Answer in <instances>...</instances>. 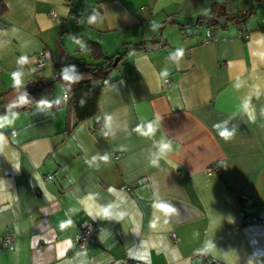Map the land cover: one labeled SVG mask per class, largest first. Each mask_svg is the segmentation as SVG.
Returning <instances> with one entry per match:
<instances>
[{"label": "crops", "instance_id": "0c3cea01", "mask_svg": "<svg viewBox=\"0 0 264 264\" xmlns=\"http://www.w3.org/2000/svg\"><path fill=\"white\" fill-rule=\"evenodd\" d=\"M212 6L247 16L208 37ZM88 42L118 58L92 118L62 79L16 110ZM1 110L0 264H264V0H0Z\"/></svg>", "mask_w": 264, "mask_h": 264}, {"label": "trees", "instance_id": "16d2710c", "mask_svg": "<svg viewBox=\"0 0 264 264\" xmlns=\"http://www.w3.org/2000/svg\"><path fill=\"white\" fill-rule=\"evenodd\" d=\"M247 14L238 15L226 13L223 8L212 6V10L209 16H206L209 29L215 31L216 28L226 27L228 22L241 23ZM202 16L199 21L202 20ZM142 44H134L133 49H142ZM88 48L92 52L93 63H82L76 66L74 82H70L62 75V71L58 70L59 61H55V67L57 73L55 78H36L28 83L30 90L24 95L27 97L25 103L22 99L16 110H21L30 103L38 100L43 96L44 92L54 86L56 79H62L67 84V98H68V110L70 114L75 118V122H80L89 118H92L97 110V100L100 93V86H94L95 80H104L103 85L106 84L105 78L113 69V57H104L101 54L98 46L94 42H88ZM123 54H120L121 57ZM6 110H1L0 113Z\"/></svg>", "mask_w": 264, "mask_h": 264}, {"label": "built area", "instance_id": "2783aa9c", "mask_svg": "<svg viewBox=\"0 0 264 264\" xmlns=\"http://www.w3.org/2000/svg\"><path fill=\"white\" fill-rule=\"evenodd\" d=\"M212 35H213V31L210 30L208 32L207 36L212 37ZM238 37L240 39L244 40L248 37V34L243 32V31H239ZM35 62H36L37 67H39V68L46 66L48 63V57L46 56L45 52H41V53L37 54L35 56ZM56 108H59V106L57 105ZM244 220L248 221V222H259V221L264 222V218L259 219L256 217H247ZM95 231H96V227L93 223H91V222L86 223L82 227L80 235L78 237L79 243L82 245L85 244L93 236ZM12 241H13V235L12 234H7L4 237V242L6 245L10 246ZM121 264H129V263L124 261ZM195 264H212V262H210L204 254L200 253V254H198V261Z\"/></svg>", "mask_w": 264, "mask_h": 264}, {"label": "clouds", "instance_id": "9594fccd", "mask_svg": "<svg viewBox=\"0 0 264 264\" xmlns=\"http://www.w3.org/2000/svg\"><path fill=\"white\" fill-rule=\"evenodd\" d=\"M91 20H94V17L93 18H90ZM175 55H177L178 57H182L183 56V51L178 49L175 53ZM75 67H69V68H64L63 69V77L67 80H69L70 82H74L75 79H76V76H75ZM14 77L15 76H18L20 75L19 73H13L12 74ZM25 103L27 102V97H22L21 98ZM2 126V125H0ZM215 127H218V125H215ZM219 135L224 138V137H231L233 135V132L232 131H229L228 129H222L220 132H219ZM170 149V145H167V144H164V145H161V151H165V150H168ZM155 207L162 213H164L165 215L167 214H170L174 211V209L172 208L171 205L167 204V203H164V202H160L158 203L157 205H155Z\"/></svg>", "mask_w": 264, "mask_h": 264}, {"label": "water", "instance_id": "95a60500", "mask_svg": "<svg viewBox=\"0 0 264 264\" xmlns=\"http://www.w3.org/2000/svg\"><path fill=\"white\" fill-rule=\"evenodd\" d=\"M117 59H118V58H115V59H114V62H113V64H114V65L116 64V62H117Z\"/></svg>", "mask_w": 264, "mask_h": 264}, {"label": "rangeland", "instance_id": "374dc122", "mask_svg": "<svg viewBox=\"0 0 264 264\" xmlns=\"http://www.w3.org/2000/svg\"><path fill=\"white\" fill-rule=\"evenodd\" d=\"M57 88H60V85L57 83Z\"/></svg>", "mask_w": 264, "mask_h": 264}]
</instances>
